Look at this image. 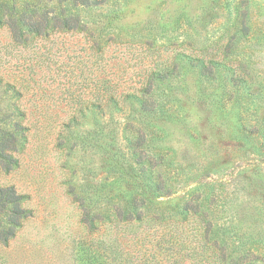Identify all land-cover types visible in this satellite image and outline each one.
<instances>
[{
    "label": "rangeland",
    "instance_id": "rangeland-1",
    "mask_svg": "<svg viewBox=\"0 0 264 264\" xmlns=\"http://www.w3.org/2000/svg\"><path fill=\"white\" fill-rule=\"evenodd\" d=\"M0 184V264H264V0H0Z\"/></svg>",
    "mask_w": 264,
    "mask_h": 264
},
{
    "label": "trees",
    "instance_id": "trees-1",
    "mask_svg": "<svg viewBox=\"0 0 264 264\" xmlns=\"http://www.w3.org/2000/svg\"><path fill=\"white\" fill-rule=\"evenodd\" d=\"M26 20L24 21L22 18V14H20V17H12V20L7 23L11 27L15 40L19 42L25 40V38L23 37L25 32V30H23L24 25L28 27L29 30L36 31L39 34H43L45 33V31H47L46 30L47 24H45L44 21L42 22V21L32 20L27 22ZM70 25L74 26V24H70ZM243 28L244 30L248 28V26L245 24L244 21H243ZM154 72H156V69L152 70L148 82L142 84L139 88L136 89L140 93L134 94L136 95L135 97L137 99H140L142 101V103H147V101L150 100L151 93L154 92V78H153ZM130 95L132 96L133 94ZM112 97H114V95H112ZM24 195L25 194L17 190L14 184H9V185L0 184V242L7 244L15 236L17 230L22 226L23 222L29 217L33 216V210L23 204L22 198L24 197ZM129 211L124 213V211L119 209L116 211V213H114L115 214L114 217L120 221L126 219L127 222H131L132 219L143 220L141 217V213H142L141 211L138 213H134L132 211L129 212ZM101 215H102L101 213L91 214L88 210H86L84 219L86 223L90 226V228L93 229L97 226V221L103 218ZM108 216L107 219L112 221V219ZM153 217L159 218L158 214ZM118 224L119 221L115 223L116 226H118ZM106 239L99 240V242L101 245H105L108 247L106 248V250L110 249V251L108 252L104 251L105 255L115 260L117 257L123 254L121 253L122 249L119 251L117 250L118 246L120 245V242L118 241V236L116 235L113 238L112 242L113 243L115 242L113 246H111L112 244L107 242ZM223 256L226 257V254H224ZM101 257L102 254L100 253L98 254L93 253V256L90 253H85L83 259H81L79 264H105V262L107 261L104 262L101 259ZM256 258H260V257L256 256ZM108 264H112V260L111 262H108Z\"/></svg>",
    "mask_w": 264,
    "mask_h": 264
}]
</instances>
